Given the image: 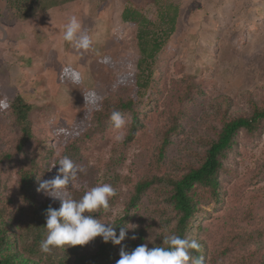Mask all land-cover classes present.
<instances>
[{"label": "rangeland", "instance_id": "374dc122", "mask_svg": "<svg viewBox=\"0 0 264 264\" xmlns=\"http://www.w3.org/2000/svg\"><path fill=\"white\" fill-rule=\"evenodd\" d=\"M167 1L179 6L176 29L153 61L149 88L139 91L136 26L123 22L121 14L133 5L156 21V0L42 3L21 16L0 0V101L8 104L0 107V208L12 225L26 227L33 210L20 192L21 169L35 173V202L60 208L59 199L37 189L58 175L67 145L78 147L71 160L82 171L54 195L78 200L108 183L116 195L107 211L93 215L112 223L127 214L140 180L198 166L220 131L222 115L248 114L253 103H264V0ZM72 16L90 36V49L62 40ZM17 96L32 105L34 137L23 150L17 147L21 130L11 111ZM118 100H132L138 113L132 140L129 111H119L128 123L124 140L115 139L110 116ZM177 123L162 159V136ZM218 180V197L209 200L210 191L197 189L200 208L188 239L199 243L204 264H264V122L254 133L237 134ZM160 185L145 193L138 209L129 210L128 224L136 227L127 229L117 256L136 240L133 236H142L140 245L151 249L174 234L177 214ZM21 231L17 228L16 235ZM96 246L95 238L84 250L89 254ZM47 256L73 264L66 250Z\"/></svg>", "mask_w": 264, "mask_h": 264}, {"label": "trees", "instance_id": "16d2710c", "mask_svg": "<svg viewBox=\"0 0 264 264\" xmlns=\"http://www.w3.org/2000/svg\"><path fill=\"white\" fill-rule=\"evenodd\" d=\"M73 0H6L9 7L15 14L26 15L36 5L47 3L58 5L60 3ZM157 20L152 21L148 16L133 5L125 6L121 18L123 22L136 26V46L138 51V61L136 64L135 86L139 91H146L151 83L153 70L152 64L156 56L163 50L170 36L175 32L179 18V6L167 0H156ZM11 111L16 123L21 130V137L18 142V149L23 150L26 144L33 139L34 134L30 125L29 116L32 105L27 103L22 97L17 96L11 103ZM115 111L132 113V125L128 134V140H132L138 131V113L132 100L116 101ZM264 122V103H253V107L248 114H239L232 118L221 116V128L215 139H213L203 156L202 162L198 166L191 167L189 171L173 176L144 178L140 180L134 188L128 204L127 214L115 219L112 224L115 227L117 237L120 228L128 225L130 219L129 210L138 209L139 203L145 193L155 185L162 184L166 188V201L177 214V221L174 227V234L181 238H187L192 227V219L200 208L201 199L197 196V189L204 187L210 191L207 198L209 200L219 195L218 174L223 167V161L227 152L231 150L235 137L241 130L254 133L259 130ZM178 123L174 127L165 130L158 148L159 157L163 159L171 143L172 135L178 129ZM78 147L67 145L64 148L63 156L70 159L76 156ZM20 192L22 198L33 208L31 218L26 227H21L18 223L12 225L5 219V210L0 208V264H62L63 258L59 262L47 256L49 253L41 251V242L46 238V215L49 207L59 209L49 203L35 202V173L33 170L25 171L21 169ZM204 201V198H203ZM130 213V212H129ZM97 218V217H96ZM21 229L19 235L15 230ZM32 232V237L28 232ZM127 231V229H126ZM142 236L130 241L126 251L131 252L140 246ZM97 246L92 253L87 254L85 245L69 246L67 249L54 248L53 250H66L73 264H117L120 259L116 255V246L112 242H103L101 237L96 238ZM163 241L156 246H164ZM155 246V247H156ZM52 250V251H53ZM201 247L196 256L201 257ZM64 258H68L64 253Z\"/></svg>", "mask_w": 264, "mask_h": 264}, {"label": "clouds", "instance_id": "9594fccd", "mask_svg": "<svg viewBox=\"0 0 264 264\" xmlns=\"http://www.w3.org/2000/svg\"><path fill=\"white\" fill-rule=\"evenodd\" d=\"M62 40L73 43L79 49L88 50L92 40L86 31L82 30L78 18L72 16L62 31ZM79 78L77 77L76 82ZM86 103L89 102L85 96ZM0 107L7 108L8 104L0 101ZM110 119L116 131V141L124 140V129L127 120L119 111H112ZM57 165V164H56ZM58 175L51 180H43L37 189L47 196L61 201L59 209L49 207L46 215V238L41 242V251L51 253L54 248L86 245L97 237L103 242H112L120 245L127 236L126 229L135 228V225H125L120 228L117 237L112 223H101L93 213L101 209H109V200L116 195L115 189L108 183L98 185L85 192L82 198H65L54 193L61 192L75 180L77 173L82 169L77 168L67 156L60 159ZM55 167V166H54ZM132 239H136L135 236ZM164 246L149 248L147 244L137 246L131 252L121 249L120 259L117 264H204L203 257L192 254V250H199L200 245L196 240L181 238L176 234L163 237Z\"/></svg>", "mask_w": 264, "mask_h": 264}]
</instances>
